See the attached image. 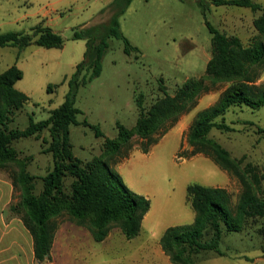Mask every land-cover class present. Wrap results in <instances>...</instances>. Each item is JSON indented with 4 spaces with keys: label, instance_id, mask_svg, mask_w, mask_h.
Masks as SVG:
<instances>
[{
    "label": "rangeland",
    "instance_id": "rangeland-1",
    "mask_svg": "<svg viewBox=\"0 0 264 264\" xmlns=\"http://www.w3.org/2000/svg\"><path fill=\"white\" fill-rule=\"evenodd\" d=\"M62 1L0 0V33L31 35L34 27L46 22L37 15L51 6L56 9L51 14L54 29L63 39L60 49L31 45L19 52L13 47L0 48V74L13 65L22 72V79L14 86L28 97L18 115L21 122L18 120L17 124L21 129L27 126L29 116L35 122L46 120L50 112L63 103L68 92L67 82L85 52V42L73 40V32L106 24L108 21L101 23L100 19L106 15L111 17L113 13L109 9L112 2L108 4V0ZM222 8L227 10L209 7V0H132L119 19L120 31L139 53L127 56L121 40L108 38L100 76L79 87L74 105L81 114L77 116L79 125L70 127V143L73 156L84 163L103 157L104 142L116 138L117 124L129 130L135 127L138 118L135 101L139 95H142L147 111L163 97L160 85L170 96L188 80L203 81L208 91L198 97L195 108L179 118L173 126L175 129L169 130L150 148L151 156L141 158L138 152L141 141L134 136L129 148L122 149L120 155L109 162L111 171L119 174L131 191L150 186L157 192L160 190L159 193L166 192L159 209L155 197L152 199V221L156 218L153 227L145 224L139 235L131 240L113 227L103 242L96 243L90 239L87 228L79 226L66 213L52 220L56 226L54 235L58 224L66 225L62 227L63 232L73 227L86 235L84 256L76 263L171 264L162 253L159 240L167 228L193 223L194 212L186 199L189 184L225 189L230 195V209L234 215L243 190L240 181L208 157L184 158L183 155V151L185 155L191 152L185 138L195 114L213 106L223 91L242 81L210 86L205 77L206 65L211 58V34L205 21L217 27L216 20H221L223 15L229 16V11H244L237 7ZM245 14L246 22L252 16H259V13ZM255 38L247 45L254 40L264 41L262 36ZM262 74L264 72L254 85L264 84ZM84 121L88 126L83 124ZM224 121L233 132L212 130L207 138L225 149L231 159L241 162L245 179L249 180L252 174L258 177L259 181L252 184L253 195L264 201V106L230 108ZM93 126L100 129L102 137L95 136ZM48 142L47 131L20 142L24 161L28 156L32 157L28 171L36 178L35 194L42 190L41 180L53 166L51 155L45 152ZM9 167L15 169L13 165ZM72 181L69 177L64 179L65 192H69ZM219 249L224 256L206 253L196 255L194 259L198 264H264V220L245 219L237 232L223 234ZM61 254L60 246L56 244L54 264H63Z\"/></svg>",
    "mask_w": 264,
    "mask_h": 264
},
{
    "label": "trees",
    "instance_id": "trees-1",
    "mask_svg": "<svg viewBox=\"0 0 264 264\" xmlns=\"http://www.w3.org/2000/svg\"><path fill=\"white\" fill-rule=\"evenodd\" d=\"M131 2L113 0L109 7L113 13L106 24L73 32V40L85 42L83 60L75 66L67 82L68 92L63 103L52 110L46 120L35 122L29 116L25 128L12 125L14 115L23 109L28 97L14 87L22 79V72L15 65L0 74V169L10 165L16 167L11 179L20 191V198L11 210L22 215L24 226L33 238L37 262L50 258L56 229L52 220L61 213L69 215L79 226H85L96 243L103 242L113 227L118 228L127 240L137 237L142 220L150 210V200L130 191L121 177L111 171L109 162L116 159L122 149L129 148L134 136L141 141V153L147 154L182 115L195 108L198 97L208 91L203 81L188 80L170 96L160 85L163 97L147 111L143 107V97L139 95L135 101L138 110L135 127L129 130L117 124V136L105 140L102 158L84 163L73 156L70 127L79 125L77 116L81 114L74 105L75 97L80 86L100 76L108 38L121 40L127 56L139 53L120 31L119 19ZM209 5L247 8L254 14L259 13L253 20V27L257 37H264V5L252 0H209ZM205 25L211 34V58L205 70L210 86L242 81L223 91L213 106L195 114L185 138L191 152L185 155L183 151V155L184 158L196 155L210 158L220 169L235 176L243 190L232 215L230 195L225 189L196 183L187 185L186 199L194 212L193 223L169 227L159 240L160 249L171 264H198L194 256L206 253L222 257L219 245L225 232H237L248 218L264 220V201L255 198L252 189V184L259 181L258 177L252 174L249 180L245 179L240 169L241 162L231 159L225 149L207 138L212 130L233 132L224 121V115L230 108L246 106L257 109L264 106V84L254 85L264 72V41L254 40L244 46L237 37H227L207 21ZM31 45L60 49L63 39L42 25L34 27L31 35L0 33V48L13 47L20 52ZM47 90L50 91V86ZM83 124L88 126L86 121ZM91 128L96 137H102L97 126ZM43 131L49 134L45 152L51 155L53 166L41 180L42 190L35 194L36 178L27 170L32 157L28 156L25 161L23 157L20 159L13 144L20 139L37 137ZM66 177L73 180L69 192L63 189Z\"/></svg>",
    "mask_w": 264,
    "mask_h": 264
},
{
    "label": "crops",
    "instance_id": "crops-1",
    "mask_svg": "<svg viewBox=\"0 0 264 264\" xmlns=\"http://www.w3.org/2000/svg\"><path fill=\"white\" fill-rule=\"evenodd\" d=\"M252 1L264 5V0ZM111 2L112 0H108L107 3L110 4ZM210 6L212 5H209V7ZM48 7L44 11H42L40 15H37L42 17L43 21H46L44 22V24L38 25L48 27L53 32L57 33V31L54 29L55 24L53 18H51L52 12H56V9H52L51 6ZM214 8H218L220 10L225 11L227 10L226 8L222 7ZM242 9L244 11H240L237 13L229 11L230 15L227 17L223 15V18L221 20H216L217 27H213H216L215 29H217L219 32L226 35L227 37H237L243 45H247L251 42V39H256L255 37H257V32L253 27V16L251 18H248L249 22H246L247 17L245 13L251 11L247 8ZM251 14L254 13L251 12ZM109 18L110 16L106 15L102 19H100V22H106ZM261 82H264V74H262ZM19 114L20 113H16L14 115L12 125L17 126L18 120L21 122L20 117L18 118ZM178 135L180 137L179 133ZM21 140L22 139L14 142L13 144L14 148L19 152L20 159L22 158L23 154V149L20 146ZM138 152L142 156L141 158H147L151 156L150 152L148 154H143L140 151ZM15 169L13 170L10 167L0 169V264H54L52 262V259L53 251L55 249L56 244L60 246L62 260H64L63 264H79L76 262L79 261V259L81 260V258L84 256L83 252L86 245V235H84V233H80V231L72 229L73 227H71L68 232H63L62 227L66 226L63 224H58L59 228L54 235L55 239L52 243V247L50 250V258L43 262H37L35 260L33 238L28 229L24 226L22 215L20 213H15L11 210V208L17 204L20 198V192L16 189L11 179V174L15 171ZM28 169L29 166L27 167V170ZM140 174L141 173L139 172V175ZM132 192L142 195L150 200V210L142 220L141 229L144 228L145 224L149 225L150 227H153L154 223L156 222V218L152 221V218L154 217L152 213V199H154L153 197H155V204L157 205V209H159L161 207L162 202L165 200L166 192L159 193L160 190L157 192L155 189L153 190L150 186L138 187ZM88 234L90 236V239L92 240L89 231Z\"/></svg>",
    "mask_w": 264,
    "mask_h": 264
}]
</instances>
